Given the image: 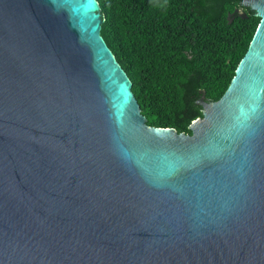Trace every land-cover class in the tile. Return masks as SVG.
<instances>
[{
  "label": "water",
  "instance_id": "water-1",
  "mask_svg": "<svg viewBox=\"0 0 264 264\" xmlns=\"http://www.w3.org/2000/svg\"><path fill=\"white\" fill-rule=\"evenodd\" d=\"M240 6L186 134L146 124L96 0H0V264H264V0Z\"/></svg>",
  "mask_w": 264,
  "mask_h": 264
},
{
  "label": "trees",
  "instance_id": "trees-1",
  "mask_svg": "<svg viewBox=\"0 0 264 264\" xmlns=\"http://www.w3.org/2000/svg\"><path fill=\"white\" fill-rule=\"evenodd\" d=\"M96 1L100 35L146 124L178 133L202 116L201 97L223 94L259 23L242 0Z\"/></svg>",
  "mask_w": 264,
  "mask_h": 264
}]
</instances>
